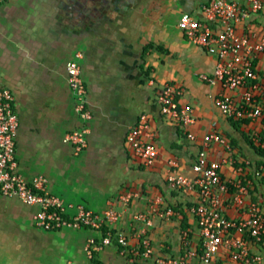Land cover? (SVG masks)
<instances>
[{"label": "crops", "instance_id": "obj_1", "mask_svg": "<svg viewBox=\"0 0 264 264\" xmlns=\"http://www.w3.org/2000/svg\"><path fill=\"white\" fill-rule=\"evenodd\" d=\"M262 1L259 13L235 26L252 42L264 34ZM207 2L0 0V89L11 92L19 121L17 172L27 180L43 177L45 192L62 200L68 217L79 208L99 215L108 209L117 212L120 217L112 230L122 232L132 250H138L141 239H149L153 259L180 256L184 230L194 245L198 241L191 213L198 193L169 188L168 161H175L177 171L191 179V166L204 148L210 160H226L222 178L234 180V163L246 165V172L253 174L258 157L248 140L264 133V120L234 123L220 112L215 99L222 92L239 97L242 91H223L219 83L202 80L213 76L216 56L190 43L177 26L183 13L202 19ZM76 52L82 54L79 65L91 114L87 121L75 110L66 73ZM254 67L263 82L264 53ZM167 84L180 92L179 106L192 108L193 124L183 126L161 114L156 96ZM141 115L149 120L158 148L150 167L134 157L126 140ZM82 129L87 130L86 148L75 155L67 136ZM212 133L220 135L230 151L214 142L204 147L203 137ZM257 190L242 207L232 205V191L222 195L225 214L243 220L252 203L264 213L262 189ZM129 194L133 197L122 201ZM151 208L164 216L153 215ZM38 210L0 191V264H93L86 252L91 239L100 248L93 250L103 264H132L115 243L101 244L100 231L37 227L33 217ZM137 213L149 214L152 225L133 224ZM142 228L145 235L139 238ZM253 251L261 255L264 250ZM213 264L236 263L221 255Z\"/></svg>", "mask_w": 264, "mask_h": 264}, {"label": "built area", "instance_id": "obj_2", "mask_svg": "<svg viewBox=\"0 0 264 264\" xmlns=\"http://www.w3.org/2000/svg\"><path fill=\"white\" fill-rule=\"evenodd\" d=\"M263 9L262 0H208L202 7L203 18L199 19L190 13L180 15L177 26L187 40L195 46L205 49L216 56L217 63L212 77L202 76L201 79L211 84L219 83L223 91L235 92L241 90L239 97H232L222 92L216 99L215 105L220 112L237 120H264V81L255 71V60L264 53V34L257 41H251L245 34H239L235 26L247 19L251 14L259 13ZM82 54L76 52L73 59L66 65L68 85L75 98V110L83 121L91 118L87 107L86 90L81 78L79 61ZM180 92L172 85H165L156 96V103L163 116L175 120L183 126L193 124L194 117L190 106H179L177 98ZM13 96L9 90L0 89V191L3 195L16 197L30 206H37L38 212L33 220L37 227L43 230H57L61 228H88L100 230L106 226L112 230V225L118 221L120 214L108 209L101 215L90 210L79 208L78 212L68 217L62 200L45 192L46 180L37 176L31 180L25 179L17 172L14 148L15 136L18 128V117L13 111ZM86 129L68 135L67 140L73 145L74 154L78 155L86 148ZM153 133L146 115H141L137 124L126 136L128 147L136 159L143 165L150 167L158 157V148L153 141ZM209 142L226 145L217 133L205 135L202 139L204 147ZM226 160H210L206 151L201 149L191 166L194 174L188 179L178 171L175 161H168L169 171L167 183L172 190H195L199 201L191 208V213L197 226L198 241L194 245L190 240V232H181L180 239L184 252L177 257H154L149 239L140 241L141 250H132L126 236L121 232L117 235L120 247L119 254L127 258L132 264H213L224 255L236 264H260L261 255L253 251L254 245L262 241L264 236V213L258 203L248 206L247 216L243 220L229 218L223 207L222 195L229 193L232 205H244V199L249 196L252 185L247 178L248 172L242 167L234 168V180H225L221 175V168ZM254 177L261 176L255 169ZM264 178V175H263ZM264 194V187H263ZM132 195L122 197L127 202ZM264 197V196H263ZM153 215L163 217L154 208ZM171 215L170 211L165 212ZM143 223L151 226L149 214L137 213L132 223ZM145 235L142 228L138 237ZM102 245L111 244V234L108 232L101 239ZM100 249L94 240L87 245V256L92 258V252Z\"/></svg>", "mask_w": 264, "mask_h": 264}, {"label": "trees", "instance_id": "obj_3", "mask_svg": "<svg viewBox=\"0 0 264 264\" xmlns=\"http://www.w3.org/2000/svg\"><path fill=\"white\" fill-rule=\"evenodd\" d=\"M263 80H264V77H263ZM263 88H264V84H263ZM230 120L232 122H234V123H246V122L249 121V120H237V119H234L232 117H230ZM251 137H254V138L253 139L250 138L248 140L249 141V145L252 147V149L256 153V156L258 157V161L256 162V170L261 174V176L254 177L253 174H249V173L247 174V178L250 179L251 182H252V185L249 187V194L252 191L251 190L252 187H254V190H255V191H252V192H257V191L259 192L260 190H257L258 187H259V188L262 189L261 196L262 195L264 196V194H263V187H264V178H263V175H264V133L262 135H258V136H252L251 135ZM254 139H256V142H254ZM241 166H242V168L244 170H246V165L243 164ZM234 167L235 168H238V167H240V164H238V163L235 164L234 163ZM256 183H257V185H256ZM229 191H232L233 192L232 188H230ZM263 196H262V198H264ZM86 229H88V228H86ZM98 231L101 232L102 237H105V235L108 232H110V234H111V244L112 243H115V245L117 247H119V245L117 243V235H118V232L117 231H115V230H109L108 227H106V226L101 227V229L98 230ZM254 248L256 250L259 249V252H260V250H264V236L262 237V241L261 242H259L258 244H255L254 245ZM91 261H92L93 264H103L99 260L98 255H97L96 252H92Z\"/></svg>", "mask_w": 264, "mask_h": 264}, {"label": "rangeland", "instance_id": "obj_4", "mask_svg": "<svg viewBox=\"0 0 264 264\" xmlns=\"http://www.w3.org/2000/svg\"><path fill=\"white\" fill-rule=\"evenodd\" d=\"M141 249L142 248L139 246L138 247V251L141 250ZM261 255H262L261 258H263L262 261H261V263L264 264V251L261 253Z\"/></svg>", "mask_w": 264, "mask_h": 264}]
</instances>
